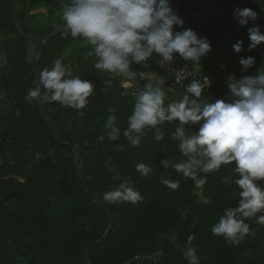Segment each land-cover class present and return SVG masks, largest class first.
<instances>
[{
  "label": "trees",
  "instance_id": "obj_1",
  "mask_svg": "<svg viewBox=\"0 0 264 264\" xmlns=\"http://www.w3.org/2000/svg\"><path fill=\"white\" fill-rule=\"evenodd\" d=\"M213 1L226 10L241 2ZM70 3L71 0H16L15 12L24 33L44 37L60 26L64 5ZM12 4L13 0H0V114L5 110L8 113L6 120L0 117V264H84V248L102 236L108 218L76 176L75 151L55 139L38 102L25 99L29 89L37 86L32 71L36 57L30 54L31 47L36 49L37 45L18 32ZM244 7L259 14L264 0H247ZM225 16L228 15L210 14L201 19L209 26L198 35L214 45L220 38L214 26L222 25L216 17ZM263 23L264 19L254 21L259 26ZM254 24L234 30L237 41L247 43H243L246 47L240 53L225 45L231 60H211L207 55L201 58L199 64L213 80L211 88L204 91L205 98H226V76L253 75L261 67L264 48L248 49V28ZM91 48L82 37L66 36L64 28L46 44L40 71L50 69L60 58L74 75L89 80L95 88L88 98L90 103L83 109L67 108L59 102H43L44 107L60 137L78 145L82 176L97 198L101 200L114 185L115 174L129 178L144 197L137 205L105 204L113 213L114 227L108 239L91 250V264H188L183 256L187 247L196 249L200 264H264V225L256 223L255 218L245 221L255 235L245 237L240 246H232L223 236H213L211 232L224 210L236 207L240 199L234 183L238 177L234 162L207 174V182L197 188L191 179L160 164L165 158L186 159L178 149V141L171 140L178 121L161 126L165 139L159 142L152 131L138 147H133L123 134L115 141L108 138L104 127L108 116H117L116 123L123 132L134 108L135 94L146 83L137 79L134 87H124L123 76L95 69L96 58L87 56ZM248 56L255 57L256 64L243 72L239 60ZM155 58L154 55L146 64H131L137 78L148 69L168 76L154 64ZM165 91V105L171 103L169 97L176 102L185 94L180 92L181 97H174L172 88ZM186 127H191L188 131L193 134L198 129V125ZM102 135L104 139L100 140ZM141 162L153 167L151 176L145 178L136 171V164ZM161 176L178 180L179 188L168 189L161 183ZM225 178L230 182L225 183ZM260 183L264 185V181ZM261 214L264 213L257 215ZM189 235L195 236L190 245Z\"/></svg>",
  "mask_w": 264,
  "mask_h": 264
},
{
  "label": "clouds",
  "instance_id": "obj_2",
  "mask_svg": "<svg viewBox=\"0 0 264 264\" xmlns=\"http://www.w3.org/2000/svg\"><path fill=\"white\" fill-rule=\"evenodd\" d=\"M234 17L240 26H245L250 20L256 21L258 13L249 7H238ZM62 19L66 36L82 37L92 46L87 56L96 58L94 68L123 76V86L128 88L134 87L137 80V73L131 68L133 62L146 64L155 55L159 57L158 63L167 65L178 54L185 61L199 64L212 50L206 37H200L192 28H183L185 21L173 10L171 0H71L64 5ZM248 34L249 50L264 42L259 25L249 27ZM232 48L240 53L243 41H237ZM239 63L242 71L248 72L256 59L241 57ZM162 82L146 83L136 92L134 108L123 132L116 123L117 116L109 115L104 125L107 136L115 141L123 134L133 147H138L149 131L157 142L164 140L161 126L178 121L171 140L178 141V149L186 159L165 158L160 164L191 179L197 188L207 182V174L219 172L222 165L234 162L238 174L234 183L240 199L236 207L224 210L211 232L213 236H223L232 246H240L245 237L255 235L245 222L248 218L264 225V214L257 215L264 213V185L260 183L264 181V60L253 75L226 76L229 94L215 101L204 96L211 84L207 76L202 81L193 80L180 100L167 105L166 91L159 86ZM176 82L180 83L179 78ZM94 88L92 82L74 75L71 67L57 58L50 69L38 72L37 86L29 89L25 99L29 103L59 102L67 108L83 109L90 103L88 98ZM186 125H198V129L193 134ZM135 167L145 178L154 173L153 167L143 162ZM112 180L114 185L102 195L104 204L137 205L144 200L129 178L115 174ZM224 182L230 181L225 178ZM161 183L173 191L180 186L178 180L163 176ZM194 239V235H189L188 244ZM183 256L188 264H200L201 258L193 247H187Z\"/></svg>",
  "mask_w": 264,
  "mask_h": 264
},
{
  "label": "water",
  "instance_id": "obj_3",
  "mask_svg": "<svg viewBox=\"0 0 264 264\" xmlns=\"http://www.w3.org/2000/svg\"><path fill=\"white\" fill-rule=\"evenodd\" d=\"M246 1L247 0H241L240 4L238 6H236L235 8H231L229 10H224V9H211L209 11H206L198 16H196L194 19H192L191 21L189 22H185L184 25H183V28H192L196 23H198L201 19H203L204 17L210 15V14H219V15H234V11L236 8H243L246 4ZM173 6H174V11L179 15V7H178V3L175 1V0H171ZM15 3H16V0H13V4H12V8H13V13H14V21H15V24H16V27L18 29V32L25 36V37H28L29 39H31L32 41H34L37 45V48H36V52H37V58L34 62V66H33V73L36 77V81L38 83V72L40 71V68H41V64H42V59H43V53L45 51V48H46V44L52 39L54 38L55 36L59 35L61 33V31L63 30V24H64V21L61 22L60 26L52 33L44 36V37H41V36H38V35H27L26 33L23 32V29H22V26H21V21L19 19V17L16 15V12H15ZM180 29V28H179ZM38 102V106H39V109L42 113V116L44 117V119L48 122L54 136H55V139L63 144V145H66L70 148H72L76 155H77V158H76V162H75V171H76V176L82 186V188L84 189V191L87 193V195L93 200L95 201L101 209L104 210V212L106 213L107 215V218H108V226L105 230V232L102 234V236L95 240L94 242H92L91 244H89L88 246H86L82 252V260L84 262V264H91L90 262V259H89V254L91 252V250H93L94 248H96L97 246H99L100 244H102L103 242H105L108 237L110 236L112 230H113V227H114V217H113V213L111 212V210L99 199L97 198L92 192L91 190L88 188L86 182L84 181V178L82 176V173H81V170H80V162H81V158H82V154H81V151L79 150V147L78 145L76 144H72V143H69L67 141H65L64 139H62L57 131V128L53 122V120L51 119V117L48 115L45 107H44V104L37 101ZM119 264H131L130 262H123V263H119Z\"/></svg>",
  "mask_w": 264,
  "mask_h": 264
},
{
  "label": "rangeland",
  "instance_id": "obj_4",
  "mask_svg": "<svg viewBox=\"0 0 264 264\" xmlns=\"http://www.w3.org/2000/svg\"><path fill=\"white\" fill-rule=\"evenodd\" d=\"M177 3H178V7H179V12H180V16L183 17L184 21L187 20L186 22H189L191 21L192 19H194L196 16L206 12V11H209L211 9H223L221 8L220 6H223L222 4H219L218 2L216 1H208V0H175ZM172 7L174 8V6L172 5ZM44 8H40L39 10H43ZM46 10V9H44ZM226 10V9H224ZM264 19V11H261L259 14H258V20L261 21ZM216 20L220 21L222 23V25H215L214 26V29L217 30L218 32V35L220 36V38L217 40L218 42H216L214 45L213 43H211L212 45V50L211 52H209L207 54V58L209 59H214V58H220L224 61H229L231 60V56L229 53V51L226 49L227 47L225 45H230L232 46L234 43L237 42V37H236V32H234V30H240V29H244V26H240L237 22V20L235 19L234 15H228V16H225V17H216ZM249 23H252L254 24V21H249ZM209 24L207 23L206 20H202V21H199L198 23H196L192 29L194 31H196L197 34L199 33H205V31L208 30V27ZM217 26V28H215ZM261 26V25H260ZM175 30H182V29H175ZM261 31L264 32V23L263 25L261 26ZM246 34V33H245ZM244 44L247 43V41H244L243 42ZM243 47H246V46H243ZM264 48V42H262L260 45H259V48ZM258 50V49H257ZM30 54L33 55L37 58V52H36V49H35V46H32L31 49H30ZM228 56V57H227ZM226 59H224V58ZM234 74V73H232ZM235 75V74H234ZM160 75H158L157 73L155 72H152L150 71L148 73L147 76H145L144 78H137L139 80H145L143 81L144 83H153L154 85H156L158 81H155L152 79L154 77H159ZM162 79L160 81H163L162 83H159V86L164 88L165 90H169V85L167 84V82H165V76H161ZM228 91L229 88H227ZM181 91L179 90H174L172 89V95L174 97H181V95H183L182 93H180ZM173 97H169V100L170 102H173ZM0 117H2L4 120H6V118L8 117V113L7 111L5 110L4 113L0 114ZM5 125V122L3 121L2 122V126ZM26 173H24L25 175Z\"/></svg>",
  "mask_w": 264,
  "mask_h": 264
},
{
  "label": "built area",
  "instance_id": "obj_5",
  "mask_svg": "<svg viewBox=\"0 0 264 264\" xmlns=\"http://www.w3.org/2000/svg\"><path fill=\"white\" fill-rule=\"evenodd\" d=\"M159 57H156L154 60V64L157 65L159 70H162L168 73V76H165V82L169 85L170 88L174 90H179L183 93L186 91V86L190 84L193 80L202 81L206 76L210 79L211 84L209 89L213 84V80L211 78L210 72L206 70L200 64H190L188 61L183 60L178 54L175 56L174 60L167 65H161L158 63ZM151 70L143 72L141 76L145 77ZM177 78H179L180 83H177ZM208 89V90H209ZM207 91V89H205ZM156 253L154 256H157ZM147 257V256H145ZM153 256H150V258ZM138 258V256L136 257Z\"/></svg>",
  "mask_w": 264,
  "mask_h": 264
},
{
  "label": "crops",
  "instance_id": "obj_6",
  "mask_svg": "<svg viewBox=\"0 0 264 264\" xmlns=\"http://www.w3.org/2000/svg\"><path fill=\"white\" fill-rule=\"evenodd\" d=\"M171 4H172V2H171ZM172 5H173V4H172ZM173 9H174V8H173ZM152 79H153L154 82H155V81H158V80L160 81V80L162 79V77L159 76V77H154V78H152ZM134 82H135V81H134ZM134 82H133V83H134Z\"/></svg>",
  "mask_w": 264,
  "mask_h": 264
}]
</instances>
